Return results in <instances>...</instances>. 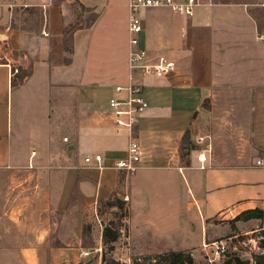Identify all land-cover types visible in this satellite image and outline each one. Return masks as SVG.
I'll use <instances>...</instances> for the list:
<instances>
[{"label": "crops", "instance_id": "0c3cea01", "mask_svg": "<svg viewBox=\"0 0 264 264\" xmlns=\"http://www.w3.org/2000/svg\"><path fill=\"white\" fill-rule=\"evenodd\" d=\"M261 1L201 0L192 17L140 10V45L178 65L144 82L149 106L134 127L137 182L150 195L169 176L204 217L264 209V30L251 11ZM129 20V0H0V264H76L85 218L120 198L129 172L85 157L128 153L108 102L127 97L116 87L130 83ZM233 89L252 103L248 155L202 144L216 133L209 103Z\"/></svg>", "mask_w": 264, "mask_h": 264}, {"label": "rangeland", "instance_id": "374dc122", "mask_svg": "<svg viewBox=\"0 0 264 264\" xmlns=\"http://www.w3.org/2000/svg\"><path fill=\"white\" fill-rule=\"evenodd\" d=\"M242 92L223 91L226 100L209 103L216 133L207 136L202 144L217 142L228 154L252 152V103L239 100ZM139 168L140 163L120 186V198L103 201L97 213L85 218L81 244L75 250L76 264H134L135 259L171 251L190 253L200 264H223L234 254L254 263L255 256L264 252L260 234L264 218L249 217L235 208L204 217L194 200L184 204L183 197L174 195L169 188L173 185L169 176L160 197L150 195L137 182ZM113 202L117 206H111ZM241 213L242 217L236 218ZM106 228L117 235L116 240L105 236ZM60 232L69 235V225H64ZM218 245L224 246L225 252L218 254Z\"/></svg>", "mask_w": 264, "mask_h": 264}, {"label": "built area", "instance_id": "2783aa9c", "mask_svg": "<svg viewBox=\"0 0 264 264\" xmlns=\"http://www.w3.org/2000/svg\"><path fill=\"white\" fill-rule=\"evenodd\" d=\"M201 0H129L130 20V83L127 86H117V91L125 90L126 98L111 97L108 102V111L112 116L113 128L116 132L127 129L130 133L127 156L121 159L108 162L103 154L96 153L87 155L85 162L90 167L104 169L114 167L127 172L134 171L141 161L143 149L139 139L134 136V127L138 121L139 114L149 106V101L145 94L144 82L148 79L161 78L172 74L178 67L177 62L164 52L152 53L140 45V34L143 30L140 10L148 7H169L173 12L192 17L195 15L196 7ZM264 6V0L260 3ZM9 30V28H7ZM45 34H48L45 31ZM18 71L13 69V73ZM63 141L69 142L68 136L63 137ZM201 161H205L206 156L199 155ZM257 165L264 166V155L256 160ZM224 246L217 248V253L225 252ZM88 252H82L87 254Z\"/></svg>", "mask_w": 264, "mask_h": 264}, {"label": "trees", "instance_id": "16d2710c", "mask_svg": "<svg viewBox=\"0 0 264 264\" xmlns=\"http://www.w3.org/2000/svg\"><path fill=\"white\" fill-rule=\"evenodd\" d=\"M260 6V7H259ZM251 9L254 17L258 21L259 29L262 32L264 30V7L259 5ZM111 206H117V203H111ZM243 214H249V217H260L264 218V209L263 208H252L244 211ZM242 213L239 214L236 218H241ZM261 236L262 244L264 247V225L261 226ZM105 236H112V240L117 239V235L112 233L110 228H106ZM134 264H200L198 263L193 255L190 253H185L182 251H171L165 253H159L154 255H147L143 258L135 259ZM223 264H264V252L255 256L254 263H251L249 260L245 261L237 255H229Z\"/></svg>", "mask_w": 264, "mask_h": 264}]
</instances>
